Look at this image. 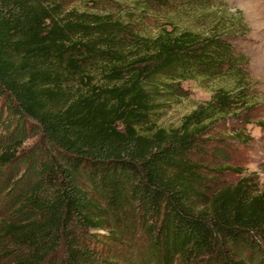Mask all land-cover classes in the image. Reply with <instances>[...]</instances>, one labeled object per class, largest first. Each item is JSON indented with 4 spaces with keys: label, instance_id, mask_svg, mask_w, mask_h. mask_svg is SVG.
Returning <instances> with one entry per match:
<instances>
[{
    "label": "trees",
    "instance_id": "1",
    "mask_svg": "<svg viewBox=\"0 0 264 264\" xmlns=\"http://www.w3.org/2000/svg\"><path fill=\"white\" fill-rule=\"evenodd\" d=\"M70 1L0 0V168L25 166L6 264H95L105 230L113 244L139 230L148 264H246L228 245L264 264V189L205 196L193 161L199 138L249 105L242 56L218 27L147 39ZM179 71L232 88L163 129L153 83Z\"/></svg>",
    "mask_w": 264,
    "mask_h": 264
},
{
    "label": "rangeland",
    "instance_id": "2",
    "mask_svg": "<svg viewBox=\"0 0 264 264\" xmlns=\"http://www.w3.org/2000/svg\"><path fill=\"white\" fill-rule=\"evenodd\" d=\"M67 9L118 20L122 29L147 39L169 29L202 34L218 27V35L231 43L234 55L242 56L240 65H246L249 105L215 122L199 138L193 155L200 167L197 187L205 196L240 181L255 193L264 189V0H72ZM174 77L160 76L153 83V120L163 129L179 127L182 118L206 104L215 91L232 88L225 78L211 80L180 71ZM5 134L0 128V136ZM33 140H26L21 148L30 147ZM24 167L17 160L0 168V264L9 262L3 225L11 220L25 185ZM130 232L119 244H113L106 230L97 234L91 245L98 254L95 264H148L140 252V231ZM226 249L235 261L245 257L246 264L258 252H234L230 245ZM258 261H264V252Z\"/></svg>",
    "mask_w": 264,
    "mask_h": 264
}]
</instances>
